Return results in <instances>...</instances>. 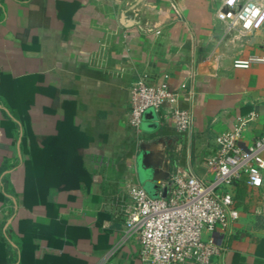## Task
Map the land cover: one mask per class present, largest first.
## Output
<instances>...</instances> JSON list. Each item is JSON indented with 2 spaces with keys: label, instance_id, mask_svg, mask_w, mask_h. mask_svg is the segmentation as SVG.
<instances>
[{
  "label": "crops",
  "instance_id": "0c3cea01",
  "mask_svg": "<svg viewBox=\"0 0 264 264\" xmlns=\"http://www.w3.org/2000/svg\"><path fill=\"white\" fill-rule=\"evenodd\" d=\"M224 1L184 0V20L169 0H0V264H144L138 243L125 239L128 186H146L141 154L152 147L170 175L211 180L207 159L222 131L255 116L244 142L264 136V30L228 31L217 17ZM26 77L27 112L23 87L11 83ZM141 78L193 89L180 101L194 110L191 133L155 111L137 131L130 90ZM68 118L87 175L79 188L53 186L27 206V165L41 167L43 137ZM28 129L35 144H24ZM153 169L142 171L149 179ZM248 194L226 264H264V187Z\"/></svg>",
  "mask_w": 264,
  "mask_h": 264
},
{
  "label": "built area",
  "instance_id": "2783aa9c",
  "mask_svg": "<svg viewBox=\"0 0 264 264\" xmlns=\"http://www.w3.org/2000/svg\"><path fill=\"white\" fill-rule=\"evenodd\" d=\"M169 1L177 16L186 20L184 0ZM217 17L228 31L248 37L264 30V0H225ZM252 60L235 65L249 67ZM130 92V123L138 132L149 111L163 112L165 121L180 133L192 132L194 110L180 101L183 94L193 97V89L172 91L167 84L152 85L141 78ZM254 119H240L217 136L216 154L207 159L213 179L175 173L159 181L157 197L140 183L129 184L125 239L138 243L144 264H226L228 240L243 213L235 198V182L245 183L249 198L264 187V136L249 145L244 142L246 127Z\"/></svg>",
  "mask_w": 264,
  "mask_h": 264
},
{
  "label": "trees",
  "instance_id": "16d2710c",
  "mask_svg": "<svg viewBox=\"0 0 264 264\" xmlns=\"http://www.w3.org/2000/svg\"><path fill=\"white\" fill-rule=\"evenodd\" d=\"M30 78L26 77L11 82L23 87V110L25 112L28 111L31 104L30 87L24 88L27 83L30 84ZM72 127L69 118L60 121L58 123V134L42 139L43 149H40L35 157L37 165L41 167L38 170H33L31 162L28 163L24 192L27 206L32 203L44 202L47 191L53 186L62 190L79 188L81 175H87L83 157L79 153V147L82 146V143L79 140L77 130L72 129ZM35 139L36 137L28 129V135L24 136V144L29 140L35 144ZM247 189L242 181L235 182L234 194L238 206L242 204L238 202V198H245ZM23 225L21 228L25 229ZM27 226L29 227V225Z\"/></svg>",
  "mask_w": 264,
  "mask_h": 264
},
{
  "label": "water",
  "instance_id": "95a60500",
  "mask_svg": "<svg viewBox=\"0 0 264 264\" xmlns=\"http://www.w3.org/2000/svg\"><path fill=\"white\" fill-rule=\"evenodd\" d=\"M140 159L141 168L150 170L154 168L151 173L152 175L149 177V182L153 191L158 194L161 187L159 181L167 180L170 177V171L167 168H161L162 164L164 163V159H161L160 154L157 153L156 150H154V148L152 147L147 148V150H145V152L141 154Z\"/></svg>",
  "mask_w": 264,
  "mask_h": 264
},
{
  "label": "rangeland",
  "instance_id": "374dc122",
  "mask_svg": "<svg viewBox=\"0 0 264 264\" xmlns=\"http://www.w3.org/2000/svg\"><path fill=\"white\" fill-rule=\"evenodd\" d=\"M139 171H140V175H141V180H142L143 183L147 186V187L145 186V189L147 190V192L150 194V196H152V197H157L158 194H156V193L153 191V189L151 188V184H150V182H149V179H148V177L143 173L141 167H140V170H139ZM238 202H239V203H242L241 205L244 206L245 209L248 208L249 206H252L251 203H253L252 200L248 201V199H246V198H241V197L238 198Z\"/></svg>",
  "mask_w": 264,
  "mask_h": 264
}]
</instances>
